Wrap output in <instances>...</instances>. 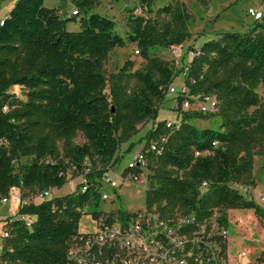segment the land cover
<instances>
[{
    "label": "trees",
    "instance_id": "1",
    "mask_svg": "<svg viewBox=\"0 0 264 264\" xmlns=\"http://www.w3.org/2000/svg\"><path fill=\"white\" fill-rule=\"evenodd\" d=\"M154 1L141 0L142 10ZM71 2L75 14L62 15L45 0H17L6 17L0 14V193L61 189L68 175H80L86 166L93 184L85 192L22 205L18 214L36 218L31 227L12 219L0 264H64L81 216L100 215L96 179L138 125L157 118V105L174 82L175 70L153 48L180 46L191 38L181 5L160 8L166 21L131 11L125 38L113 19L93 12L98 0ZM70 22H79V30H69ZM126 44L137 46L145 66L132 72L134 63L128 62L108 79L103 62ZM183 73L187 92L180 96H215L218 109L183 111L178 127L169 129L163 121L149 132V138L166 142L160 155L146 153L155 159L146 206L202 220L220 210L217 220L227 228L232 209H252L264 219V209L232 186L250 180L254 157L264 155V104L257 92L264 85V0L261 17L246 31L207 40ZM125 74L137 87L128 90ZM15 86L26 99L12 92ZM208 118L218 125L200 128L192 122ZM79 133L83 144L75 142ZM25 156L29 160L23 163Z\"/></svg>",
    "mask_w": 264,
    "mask_h": 264
},
{
    "label": "rangeland",
    "instance_id": "2",
    "mask_svg": "<svg viewBox=\"0 0 264 264\" xmlns=\"http://www.w3.org/2000/svg\"><path fill=\"white\" fill-rule=\"evenodd\" d=\"M16 1L0 0V13L6 15ZM45 4L48 7H60L62 15L70 14L76 9L71 0H45ZM141 4V0H98V5L93 12L113 19L116 23V32L126 38L129 31L128 16L131 11L137 9L136 14L138 15H144L156 21H166L168 18L160 13V8L169 4L181 5L188 17L191 38L178 47L164 48L157 46L152 50L175 70L176 77L169 89L174 87L179 94L184 87L185 74L183 70L185 71V67L191 61V51L199 50L207 40L217 39L222 32L246 31L255 19L252 11H263V0H155L151 8L143 7V10ZM79 27V22H70L68 24V29L71 31L79 30ZM137 51L138 48L134 44H126L124 47L113 49L103 62V74L109 79L111 76L122 72L124 65L128 62L134 63L132 72L137 69H143L145 62L141 53ZM123 80L128 90L137 87L136 81L128 74H125ZM169 89L166 92L165 99L157 105V118L139 124L137 134L120 146L116 157L104 168L102 174L108 167L110 175L119 180V184L115 190L107 189L112 193V198L105 201L98 208V211H113L117 209L136 211L145 208V196L150 183L149 175L152 174L150 166L155 163V159L151 160L147 156V150L151 144L159 143V140L148 137L149 132L159 122H181L184 117L183 111L192 113L198 110L200 103L203 101L197 97H191V99L189 98L191 102L189 109L183 110L184 97L182 98L179 94H176L177 92L173 93ZM12 92L19 98L26 99L21 87H13ZM257 92L262 97L264 104V85L261 84ZM105 93L107 95L110 93L108 86L105 89ZM176 102H178V110L175 109ZM192 122L200 128L216 127L218 125L215 118L193 119ZM85 141L81 133L75 139L77 144H83ZM140 151L147 153L148 169L144 171V176L148 178L144 183L133 179L130 170L127 168ZM28 160L29 157L25 156L22 162L25 163ZM68 178V183L61 189H54L51 196L47 199L68 195L78 190L80 175L73 173L68 175ZM232 186L244 194L246 198L257 202L264 209V155L254 157L253 172L250 180L233 184ZM21 194L20 197L28 204L43 201L37 199L35 193L26 188L22 189ZM16 201V197L12 196L8 204L2 205L0 203V215L12 214L13 207L18 203ZM216 212L217 215L221 214L220 210H216ZM227 218L230 223L228 246L231 254L236 256L241 251H245L248 255V264H264V219L258 217L252 209L229 210ZM78 230L80 233H92L97 230V222L91 212L81 216Z\"/></svg>",
    "mask_w": 264,
    "mask_h": 264
},
{
    "label": "built area",
    "instance_id": "3",
    "mask_svg": "<svg viewBox=\"0 0 264 264\" xmlns=\"http://www.w3.org/2000/svg\"><path fill=\"white\" fill-rule=\"evenodd\" d=\"M73 11L72 14H75ZM255 19L261 17V12L252 11ZM175 47V46H171ZM178 47V46H176ZM139 52V51H137ZM199 53V50L190 52L191 60ZM185 67V71L188 69ZM171 92L178 91L174 87ZM179 95H184L187 89L184 87ZM178 95V96H179ZM178 102L175 109L178 110ZM190 99L183 101V110L190 107ZM6 109V108H5ZM218 103L215 96L205 97L198 110L208 114L215 113ZM166 127L171 129L178 127L180 122L165 121ZM165 137L159 139V143H153L148 147V152L160 155L163 150ZM135 180L141 183L147 181L144 171L148 169L146 154L140 151L135 160L127 167ZM74 169V168H73ZM73 171V170H72ZM91 167L86 166L80 174V187L82 192L88 190L93 184L90 179ZM116 178L110 175L109 169L96 179V184L101 193V204L112 198L109 190H115L118 186ZM207 182L202 187L206 188ZM109 189V190H107ZM54 189L43 190L35 195L37 199L49 198ZM19 192H13L8 196L0 193V203L6 205L10 198L15 196L18 202L14 209L17 212L14 217L5 218L3 230L0 231V262L4 241L9 238V223L12 219L22 220L27 227H31L36 216L30 214H18L25 202ZM87 211V208L85 209ZM11 217V216H10ZM97 222V230L92 233H79L73 239L65 256L64 264H248V255L241 251L233 256L229 250V228L223 226L217 215L206 219H198L194 213L181 214L176 211L172 214H164L155 206L136 211L117 209L113 211L102 210L99 216H94Z\"/></svg>",
    "mask_w": 264,
    "mask_h": 264
},
{
    "label": "crops",
    "instance_id": "4",
    "mask_svg": "<svg viewBox=\"0 0 264 264\" xmlns=\"http://www.w3.org/2000/svg\"><path fill=\"white\" fill-rule=\"evenodd\" d=\"M9 13V12H8ZM8 13L6 14V15H2L1 13V16L2 17H6L7 15H8ZM13 213L12 214H8V215H6V216H3V215H0V231H2V229H3V227H4V223H5V218H7V217H9V216H13L16 212H17V210H15L14 209V207H13Z\"/></svg>",
    "mask_w": 264,
    "mask_h": 264
}]
</instances>
